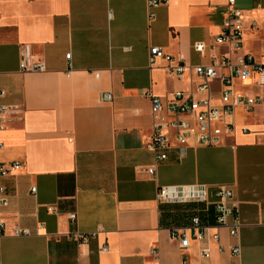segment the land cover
<instances>
[{
	"label": "crops",
	"instance_id": "obj_1",
	"mask_svg": "<svg viewBox=\"0 0 264 264\" xmlns=\"http://www.w3.org/2000/svg\"><path fill=\"white\" fill-rule=\"evenodd\" d=\"M250 1L242 48L218 44L200 54L193 45L213 44L227 0H168L151 21L147 0H0V105L17 108L0 128V162L21 164L0 177L8 197L0 207V264H264V109L237 107L217 146L188 147L184 156L173 146L164 161L145 147L153 124L146 90L164 102L189 91L201 82L190 67L213 55L251 53L264 62V46L247 41L257 37L252 22L264 28V0ZM22 44L46 71H21ZM153 45L183 56L181 78L166 62L149 66ZM255 80H234L233 92H260ZM211 84L210 101L221 106L222 87ZM194 184L206 186L211 202L227 185L239 207V238L220 228L209 257L198 240L182 250L170 228L199 214L214 232L213 204L157 197L161 186ZM16 227L30 234L16 235ZM100 227L85 243L72 236ZM235 243L239 255L231 253Z\"/></svg>",
	"mask_w": 264,
	"mask_h": 264
},
{
	"label": "built area",
	"instance_id": "obj_2",
	"mask_svg": "<svg viewBox=\"0 0 264 264\" xmlns=\"http://www.w3.org/2000/svg\"><path fill=\"white\" fill-rule=\"evenodd\" d=\"M167 3L168 0H147L149 20L155 18L154 9L157 6ZM236 3L237 0H227V12L221 32L214 37L212 45L202 41L196 42L193 46L198 53L203 54L206 50H212L218 44L228 45L233 51L242 48L245 17L243 9L238 8ZM250 26L256 27L255 22H252ZM262 56H264V50ZM66 58L70 68V53L66 54ZM148 62L150 67L160 66L162 62H166L167 70L178 78H181L188 68L183 56L175 58L156 45L149 49ZM190 68L201 78V82L189 91L177 90L167 102L153 95L149 90L144 92L150 98V110L153 117L152 131L145 141V147L153 152L155 161L166 160L167 152L173 146H176L180 155L184 156L188 147L220 145L224 134L231 130L233 125L231 117L237 107L241 106L247 111L254 110L256 107L264 109V62L258 61L251 53L240 54L235 60L227 55H213L210 62L200 63ZM20 69L25 72L46 71L45 64L35 60L30 44L21 46ZM96 75L98 76V73ZM253 75H256L254 84L260 88V92L253 95L233 92L234 80L246 81ZM214 80H217L222 87L221 106L213 105L210 101L209 93ZM2 94L3 92H0V95ZM100 96L103 100L111 99L110 93H102ZM15 112H17L16 107L0 105V128L5 126L6 115ZM20 167L21 164L17 161L9 164L0 162V177L7 176ZM146 171L156 176L155 165L146 167ZM31 191L35 193L36 188L33 187ZM157 197L159 201L167 203L213 204L214 232H210L212 226L204 222L199 214L192 215L186 224L170 228L171 239L176 241L182 250H185L193 239L198 240L203 242L200 249L201 256L209 257V241L219 240L220 228H229L234 238L240 236L241 221L238 203L234 200L233 190L227 185L216 187L214 202H211L206 186L200 184L161 186ZM7 204L5 187L0 184V207ZM48 211L57 213V210L52 207H49ZM70 218H75V213H71ZM101 231L103 229L100 227L97 231L85 234L75 233L72 236L81 243H85ZM14 233L28 235L30 231L27 228L16 227ZM101 250L106 251L107 245H103ZM223 250V247L219 246V251L223 252ZM230 250L235 255L241 253L239 243L233 244ZM151 253L157 255L158 250L153 247ZM183 264L187 262L184 261Z\"/></svg>",
	"mask_w": 264,
	"mask_h": 264
},
{
	"label": "rangeland",
	"instance_id": "obj_3",
	"mask_svg": "<svg viewBox=\"0 0 264 264\" xmlns=\"http://www.w3.org/2000/svg\"><path fill=\"white\" fill-rule=\"evenodd\" d=\"M252 5L253 4L251 3L250 0H237V3H236V6L238 8H242V9L250 8ZM250 29H252L253 31L254 30L258 31L257 32V37L255 39L249 37L247 41L250 44L252 42V44L255 45L258 49L263 48V46H264V28L262 29V28L258 27V29H257L256 27H254V28L250 27ZM245 32L246 33L248 32L247 29H246Z\"/></svg>",
	"mask_w": 264,
	"mask_h": 264
}]
</instances>
